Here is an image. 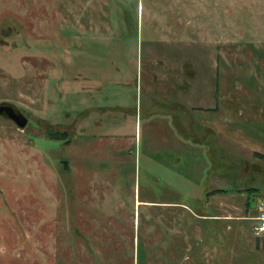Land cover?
Masks as SVG:
<instances>
[{"label": "rangeland", "instance_id": "1", "mask_svg": "<svg viewBox=\"0 0 264 264\" xmlns=\"http://www.w3.org/2000/svg\"><path fill=\"white\" fill-rule=\"evenodd\" d=\"M2 101L0 264H264V0H0Z\"/></svg>", "mask_w": 264, "mask_h": 264}, {"label": "water", "instance_id": "2", "mask_svg": "<svg viewBox=\"0 0 264 264\" xmlns=\"http://www.w3.org/2000/svg\"><path fill=\"white\" fill-rule=\"evenodd\" d=\"M0 116L12 121L16 127L24 129L28 123V118L22 111L14 104L2 101L0 102ZM62 168L69 172L68 161L66 159L60 160Z\"/></svg>", "mask_w": 264, "mask_h": 264}, {"label": "built area", "instance_id": "3", "mask_svg": "<svg viewBox=\"0 0 264 264\" xmlns=\"http://www.w3.org/2000/svg\"><path fill=\"white\" fill-rule=\"evenodd\" d=\"M257 225L254 227L255 233L258 234L264 231V209H262L257 216Z\"/></svg>", "mask_w": 264, "mask_h": 264}, {"label": "trees", "instance_id": "4", "mask_svg": "<svg viewBox=\"0 0 264 264\" xmlns=\"http://www.w3.org/2000/svg\"><path fill=\"white\" fill-rule=\"evenodd\" d=\"M59 136H60L59 134H56V138H59ZM255 155H256V156H258V157H260L261 159H263V160H264V155H262V154H258V153H257V154H255ZM219 190H220V191H224V189H223V188H219Z\"/></svg>", "mask_w": 264, "mask_h": 264}, {"label": "crops", "instance_id": "5", "mask_svg": "<svg viewBox=\"0 0 264 264\" xmlns=\"http://www.w3.org/2000/svg\"><path fill=\"white\" fill-rule=\"evenodd\" d=\"M205 258H206V255H202V258H201V259H203V260H204Z\"/></svg>", "mask_w": 264, "mask_h": 264}]
</instances>
